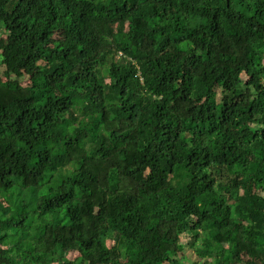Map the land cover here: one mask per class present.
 <instances>
[{
  "label": "trees",
  "instance_id": "1",
  "mask_svg": "<svg viewBox=\"0 0 264 264\" xmlns=\"http://www.w3.org/2000/svg\"><path fill=\"white\" fill-rule=\"evenodd\" d=\"M186 234L264 264V0H0V264H183Z\"/></svg>",
  "mask_w": 264,
  "mask_h": 264
},
{
  "label": "rangeland",
  "instance_id": "2",
  "mask_svg": "<svg viewBox=\"0 0 264 264\" xmlns=\"http://www.w3.org/2000/svg\"><path fill=\"white\" fill-rule=\"evenodd\" d=\"M3 69V66H1V70ZM28 77L25 76L23 78V81H28L27 80ZM220 94V93H219ZM192 241L193 239L191 238V236L187 235L184 236L182 238L181 241V250L179 251V256L181 258V261L183 262V264H189L191 262L197 261L198 260V256L194 250V247L192 246ZM78 254L76 252H69L67 253V257L70 260L75 261V259L77 258ZM58 264V263H55ZM199 264H202V260H199Z\"/></svg>",
  "mask_w": 264,
  "mask_h": 264
}]
</instances>
